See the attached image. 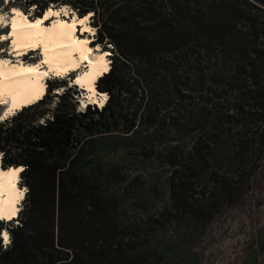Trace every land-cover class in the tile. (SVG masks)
<instances>
[{"label":"trees","instance_id":"obj_1","mask_svg":"<svg viewBox=\"0 0 264 264\" xmlns=\"http://www.w3.org/2000/svg\"><path fill=\"white\" fill-rule=\"evenodd\" d=\"M51 5L112 47L107 100L76 112L65 92L50 112L48 81L0 121L1 167L27 190L0 264H201L207 227L264 168V0L8 2ZM243 264H264V238Z\"/></svg>","mask_w":264,"mask_h":264},{"label":"bare ground","instance_id":"obj_2","mask_svg":"<svg viewBox=\"0 0 264 264\" xmlns=\"http://www.w3.org/2000/svg\"><path fill=\"white\" fill-rule=\"evenodd\" d=\"M20 11L13 10L8 34L11 39L10 53L19 60L14 63L8 58H0V106L5 108L2 116L12 115L24 106L42 99L46 93L44 79L47 75L64 77L81 66L84 69L74 80V85L85 94L84 106L96 104L102 107L107 96L97 92L95 85L97 79L109 69L106 58L108 52L96 53L88 45L89 38L76 35L80 28L83 34L91 31L88 26L90 15L78 18L72 14L67 21L60 16V12L64 11L65 16L69 17L66 7L62 10L49 8L42 17L29 20ZM0 18L2 25L6 19L1 14ZM38 48L41 49V60L38 63L26 65L22 62L20 58L28 50ZM21 171L22 167L6 170L0 167V219L6 222L17 216L24 196L17 183ZM2 238L5 244L9 242L5 231Z\"/></svg>","mask_w":264,"mask_h":264},{"label":"rangeland","instance_id":"obj_3","mask_svg":"<svg viewBox=\"0 0 264 264\" xmlns=\"http://www.w3.org/2000/svg\"><path fill=\"white\" fill-rule=\"evenodd\" d=\"M8 2L9 0H0V14L3 15L6 19V22L0 25V58H8L16 63V60L18 61L19 59L14 58L10 53L11 39L8 37L10 29L9 24L11 21L10 19L11 15L13 14V10H21L20 12L29 17V20L40 18L45 11L40 17H35L33 14V7L29 8L27 12H25L19 7H8ZM63 7H66L69 17L65 16L64 11L63 13L62 11L60 12V16L62 17V19H66L67 21H69V18L72 16L71 14H74L69 6H50V8L55 10H62ZM75 15L78 18H82L79 17L76 13ZM50 24L51 21L48 22V25ZM88 26L91 29L90 32H86L83 34L81 33V28H78L79 31L76 32V35L80 38H89L88 45H90V47L94 49L96 53L108 52L106 58L110 69V49L112 47H110L109 45L104 47L96 43H94L93 45V42L96 41V30L92 27L90 18L88 21ZM20 59L26 65L38 63L41 60V49L38 48L36 50H28V52L24 54ZM83 69V66H81L76 71L70 72V74L64 77H55L54 75L46 76V78L44 79L46 88L48 81H50L49 83H51L52 85L58 86V88L51 91L47 97V107L51 110L50 112H52L56 107L58 96L64 94L65 92H67V95L72 96L74 102H76V112L83 111L86 106L89 105L86 104L84 106V102L86 101L84 99L85 94L82 90L79 89V87H76L74 85V80ZM90 105L101 108L96 104ZM4 109V106H0V121L8 117L2 116ZM1 155L2 154L0 153V159ZM17 183L20 190L24 192V196L19 204V212L23 208V200L27 190L25 187L20 186L19 180ZM0 221H3L4 223L9 222H6L2 219H0ZM15 221L13 222V224L17 223ZM4 231L8 234V236L9 233L7 230H3L1 232L2 244L3 247H6V245L10 242V239L7 244L4 243V240L2 238ZM258 237L264 238V168L263 172L259 174L252 183L251 190L242 197L241 201L237 205L225 208L224 211L218 214L207 227L206 233L202 240L198 243L197 247V252L201 257V264H243V261L246 258L248 252L249 244L252 242V240H256Z\"/></svg>","mask_w":264,"mask_h":264},{"label":"clouds","instance_id":"obj_4","mask_svg":"<svg viewBox=\"0 0 264 264\" xmlns=\"http://www.w3.org/2000/svg\"><path fill=\"white\" fill-rule=\"evenodd\" d=\"M106 100H107V98H106ZM106 103V102H105ZM90 105V104H89ZM5 240H7V237H5Z\"/></svg>","mask_w":264,"mask_h":264},{"label":"snow or ice","instance_id":"obj_5","mask_svg":"<svg viewBox=\"0 0 264 264\" xmlns=\"http://www.w3.org/2000/svg\"><path fill=\"white\" fill-rule=\"evenodd\" d=\"M0 19H2V18H0ZM32 69H29V71H31Z\"/></svg>","mask_w":264,"mask_h":264},{"label":"water","instance_id":"obj_6","mask_svg":"<svg viewBox=\"0 0 264 264\" xmlns=\"http://www.w3.org/2000/svg\"><path fill=\"white\" fill-rule=\"evenodd\" d=\"M89 18H90V16H89ZM23 169V168H22Z\"/></svg>","mask_w":264,"mask_h":264}]
</instances>
